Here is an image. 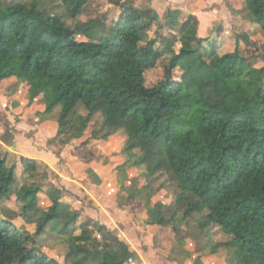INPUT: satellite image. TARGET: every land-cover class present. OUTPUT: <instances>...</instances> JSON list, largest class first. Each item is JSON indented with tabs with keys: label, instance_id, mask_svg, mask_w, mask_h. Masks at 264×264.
I'll return each instance as SVG.
<instances>
[{
	"label": "trees",
	"instance_id": "trees-1",
	"mask_svg": "<svg viewBox=\"0 0 264 264\" xmlns=\"http://www.w3.org/2000/svg\"><path fill=\"white\" fill-rule=\"evenodd\" d=\"M60 1L71 20L90 2ZM40 7V0H0V83L13 76L30 83L31 99H44L47 120L59 111L62 144L83 138L98 117L101 126L91 140L126 135L122 153L128 160L113 184L128 179V165L140 170L128 199L144 201L149 225L202 215L206 256L234 247L226 264H264V83L259 79L264 68L252 69L257 78L249 79L250 63L240 43L233 53L219 55L216 45L208 47L212 39L198 37L190 17L168 41L170 48H181L165 81L149 88L145 73L165 51L153 40L143 45L153 27L144 12L124 5L111 26L101 23L103 32L84 25L88 39L79 40L65 18ZM247 8L248 20L264 31V0H247ZM239 38L249 43L247 34ZM176 68L184 72L180 81L172 76ZM240 79L241 85H233ZM71 125L76 130L69 135ZM20 165L21 178L17 165L10 167L0 153V198L15 196L36 234L0 216V264H60L38 248L36 235L65 239L70 264H139L131 247L106 225L82 221L61 189L44 191L42 184L30 183L40 174L38 160L22 157ZM41 194L50 202L45 211L39 208ZM214 228L224 240L214 242ZM204 257L198 255L194 264Z\"/></svg>",
	"mask_w": 264,
	"mask_h": 264
},
{
	"label": "rangeland",
	"instance_id": "rangeland-1",
	"mask_svg": "<svg viewBox=\"0 0 264 264\" xmlns=\"http://www.w3.org/2000/svg\"><path fill=\"white\" fill-rule=\"evenodd\" d=\"M203 1L90 0L83 15L76 20L67 18L66 9L60 0H40V8L65 18L70 26L76 28L79 40L88 39L84 25L88 23L89 27H95L96 31L103 32L101 23L111 26L118 20L124 5L136 7L144 12L149 20L152 19L153 27L143 45L149 40H153L156 41L157 48L165 51V55L158 61L156 68L145 73V84L152 88L165 81V70L181 48L180 44H175L170 48L167 45L168 41L174 35L178 36L188 21L187 13L189 11L187 10L200 12L208 7V4ZM179 7L182 9L181 12L177 10ZM155 12L158 13L159 19L155 18ZM242 19L244 20L242 15L235 14L232 9L224 10L217 20L212 22L208 20L211 23L204 26L202 30L199 27L198 37L214 39L215 41L212 40L208 47L214 48L216 45L219 55L233 53L238 41L243 55L250 63L246 67L245 75L249 79H256V75L251 74V70L264 68V35L259 28L256 30L248 28L246 31L241 25ZM193 26L192 23L188 25L189 29H193ZM243 33L248 35L249 43L239 38ZM208 63L210 66H214L215 60L208 59ZM13 73L15 75V69ZM183 74L184 72L180 68H176L172 76L175 80L180 81ZM259 79L264 83V74ZM241 84L240 79L234 81L233 85ZM31 89L30 84L29 92ZM0 107L2 108V112H0V153L6 157L10 167L14 164L17 165L18 177H22L23 167L19 166L21 156L18 142L15 140V133L20 131L26 138L23 151H26L25 154L28 158L38 160L40 163V174L34 176L30 183L42 184L44 191L51 186L61 189L65 197L64 202L81 212L82 221L87 220L91 225L93 223L106 225L133 251L143 257L142 264H193L198 255L209 254L207 250L208 238L200 234L199 225L202 215H196L188 220L167 226L148 224L144 201L138 198L128 199V190H134L139 184L137 177L140 175V170L128 165L126 170L128 179L123 185L121 181L118 182L115 187L113 179L117 180L116 173L119 171V167L128 160V156L122 153L127 136L121 134L114 135L108 140H91L94 128L101 126V117L88 126L83 138L62 144L57 138L60 132L59 111L51 116L50 121V125L55 123L56 127L48 129L47 125V129L45 128L47 134L45 136L40 134L36 137L34 118L31 114H27V112L14 114L10 109V100L2 98L1 95ZM45 129L41 127L40 132L43 133ZM75 130L76 125H71L68 134L74 133ZM170 197L169 194L168 198ZM49 206V199L45 194H41L39 208L45 211ZM0 216L10 220L21 230L36 234V226L27 222L15 196L10 199L0 198ZM213 231L214 242L225 239L218 229L214 228ZM35 237L40 243L38 248L42 252L56 259L60 264H70L66 260L69 244L65 239L55 235H36ZM100 240L105 246L106 243L102 237ZM188 244H191L192 247L191 254L190 257L184 258L183 252ZM234 250V247L230 248V252L221 250L216 259L229 261ZM219 263L222 264V262ZM256 264L263 263L256 262Z\"/></svg>",
	"mask_w": 264,
	"mask_h": 264
},
{
	"label": "crops",
	"instance_id": "crops-1",
	"mask_svg": "<svg viewBox=\"0 0 264 264\" xmlns=\"http://www.w3.org/2000/svg\"><path fill=\"white\" fill-rule=\"evenodd\" d=\"M203 2H206V4H208V7H206L204 10H201L200 12L187 10L189 11L187 13L188 19L190 17L195 18L198 35H199V27L202 30L204 26L209 25V23H211L213 20H217L220 16V13L222 14V11L228 10V9H232L235 14L242 15V18H244V20L243 19L241 20V25L245 28L246 31L248 28H252L253 30H256V28H259L260 32L264 35V31L260 28V26L248 20V17H250V14L247 8V0H204ZM226 5L228 6V8H226L227 7ZM177 10H179V12L182 11L180 7ZM208 20H211V22H209ZM192 24L195 26L194 23ZM0 95L2 98L10 100V109L12 110L14 114H21V113L25 114V112H27V114H31L33 116L34 126L36 128L35 129L36 137L40 136V134L45 136V134H47V130H46L47 127L48 129L50 127L51 128L56 127L55 123L54 125H50L51 120H47L46 115H44V112L46 109L44 99L42 97H38L33 100L31 99L28 83L21 82L16 77L6 79L0 83ZM0 112H2L1 107H0ZM7 123L10 125L9 121ZM41 127H43V129L46 128L45 130H43V133L40 132ZM22 135L24 134H22L20 131L15 133V140H17L18 142L17 144L19 146L20 156H21L19 158V161L22 157H27V155L25 154L26 151L25 152L23 151V148H25L23 145H25L26 138L25 136H22ZM145 216L147 217V214ZM191 248H192L191 244H188L186 246L185 248L186 250L183 252L184 258L190 257ZM136 255L138 257L139 264H142L143 257L139 253H136ZM217 256L218 254L213 255V256H205L204 258H202L201 264H220L219 262H222V264L227 263V261H220L216 259ZM196 258L197 257H195V260ZM195 260L193 264L195 263Z\"/></svg>",
	"mask_w": 264,
	"mask_h": 264
},
{
	"label": "water",
	"instance_id": "water-1",
	"mask_svg": "<svg viewBox=\"0 0 264 264\" xmlns=\"http://www.w3.org/2000/svg\"><path fill=\"white\" fill-rule=\"evenodd\" d=\"M155 18H156V19H159V15H158L157 12H155ZM150 21L152 22V19H150Z\"/></svg>",
	"mask_w": 264,
	"mask_h": 264
}]
</instances>
